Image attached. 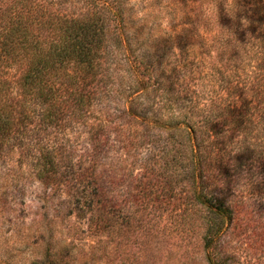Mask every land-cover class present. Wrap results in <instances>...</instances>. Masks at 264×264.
<instances>
[{
  "label": "trees",
  "instance_id": "1",
  "mask_svg": "<svg viewBox=\"0 0 264 264\" xmlns=\"http://www.w3.org/2000/svg\"><path fill=\"white\" fill-rule=\"evenodd\" d=\"M142 2L0 0V178L114 237L123 172L228 264L223 239L264 210V0Z\"/></svg>",
  "mask_w": 264,
  "mask_h": 264
},
{
  "label": "rangeland",
  "instance_id": "2",
  "mask_svg": "<svg viewBox=\"0 0 264 264\" xmlns=\"http://www.w3.org/2000/svg\"><path fill=\"white\" fill-rule=\"evenodd\" d=\"M134 1L137 11L147 8ZM119 180L120 204L132 193L131 218L119 216L113 237L91 231L88 215L78 217L66 195L24 175L14 183L2 176L0 264H209L204 230L194 220L173 223L162 197L142 206L138 185L123 172ZM222 246L228 264H264V210L240 216Z\"/></svg>",
  "mask_w": 264,
  "mask_h": 264
}]
</instances>
